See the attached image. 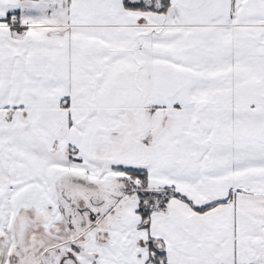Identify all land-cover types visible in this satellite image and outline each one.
Listing matches in <instances>:
<instances>
[{"label": "snow or ice", "instance_id": "1", "mask_svg": "<svg viewBox=\"0 0 264 264\" xmlns=\"http://www.w3.org/2000/svg\"><path fill=\"white\" fill-rule=\"evenodd\" d=\"M0 264H264V0H0Z\"/></svg>", "mask_w": 264, "mask_h": 264}]
</instances>
